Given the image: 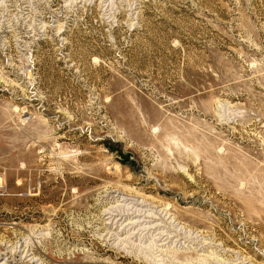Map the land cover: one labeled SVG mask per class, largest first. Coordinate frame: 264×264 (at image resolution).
<instances>
[{
    "label": "rangeland",
    "instance_id": "374dc122",
    "mask_svg": "<svg viewBox=\"0 0 264 264\" xmlns=\"http://www.w3.org/2000/svg\"><path fill=\"white\" fill-rule=\"evenodd\" d=\"M0 264H264V0H0Z\"/></svg>",
    "mask_w": 264,
    "mask_h": 264
}]
</instances>
